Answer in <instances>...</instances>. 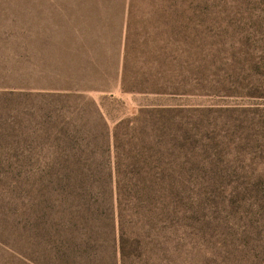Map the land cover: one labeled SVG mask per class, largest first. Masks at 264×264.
Returning <instances> with one entry per match:
<instances>
[{
    "label": "rangeland",
    "instance_id": "374dc122",
    "mask_svg": "<svg viewBox=\"0 0 264 264\" xmlns=\"http://www.w3.org/2000/svg\"><path fill=\"white\" fill-rule=\"evenodd\" d=\"M0 264H264V0H0Z\"/></svg>",
    "mask_w": 264,
    "mask_h": 264
},
{
    "label": "crops",
    "instance_id": "0c3cea01",
    "mask_svg": "<svg viewBox=\"0 0 264 264\" xmlns=\"http://www.w3.org/2000/svg\"><path fill=\"white\" fill-rule=\"evenodd\" d=\"M119 41H120V37H119ZM94 49H96V48L94 47ZM119 57H120V47H119V44H117L116 45V50H115V60H116V62H119ZM93 63L95 64L96 61H93ZM115 78H116V80L119 79V72H118V70H116V76H115ZM104 89L110 90V89H112V87L110 85H108ZM115 89H117V87ZM100 90H102V89H100ZM92 91L95 92V93H97V92H99V88H93Z\"/></svg>",
    "mask_w": 264,
    "mask_h": 264
}]
</instances>
